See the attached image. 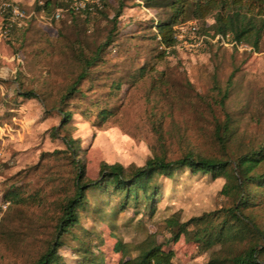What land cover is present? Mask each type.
Instances as JSON below:
<instances>
[{"label": "rangeland", "instance_id": "374dc122", "mask_svg": "<svg viewBox=\"0 0 264 264\" xmlns=\"http://www.w3.org/2000/svg\"><path fill=\"white\" fill-rule=\"evenodd\" d=\"M46 1L49 14L41 9ZM58 2L0 0V198L8 202L0 212V264H33L45 250L73 192L72 158L85 179L95 180L102 162L139 167L155 156L174 161L187 154L233 159L264 140V45L258 52L224 46L204 35L208 19L175 26L176 45L165 49L154 29L164 11L142 0H91L89 9L76 11L73 0L61 8ZM98 48L79 92L64 98L80 73V56ZM66 110L71 118L63 120ZM68 139L78 142L76 156ZM160 182L161 195L147 209L120 208V197L100 190L90 196L78 227L62 237L65 263L81 264L76 249L89 244L100 264H116L123 257L117 242L133 257L149 236L173 250L172 264H206L214 248L227 255L244 249L240 242L201 249L191 233L172 241L165 228L174 214L186 222L229 206L219 193L223 178L180 169Z\"/></svg>", "mask_w": 264, "mask_h": 264}, {"label": "trees", "instance_id": "16d2710c", "mask_svg": "<svg viewBox=\"0 0 264 264\" xmlns=\"http://www.w3.org/2000/svg\"><path fill=\"white\" fill-rule=\"evenodd\" d=\"M57 8H61L71 0H57ZM148 7L164 11L163 19L156 22L154 29L158 43L165 49L176 45L174 27L190 21L202 22L206 25L208 19L212 24L205 27V34L229 35L236 44L249 46L253 51H260L264 45V0H142ZM66 4H63V3ZM123 5L113 17L114 24L121 14ZM47 14L51 11L50 1L41 7ZM86 13V12H85ZM210 30V32H207ZM112 35L107 36L108 45ZM98 48L87 58L80 56V73L65 93L69 95L79 92L77 84L87 78L88 69L98 60ZM23 95L29 97L30 94ZM106 112L98 113V118H105ZM63 120L71 118V111L61 113ZM64 126V125H63ZM226 131V127L224 128ZM221 145L225 139L218 138ZM78 142L67 140L70 154L78 149ZM77 159L72 158L76 175L73 182V192L61 204V214L55 224V234L48 242L45 250L33 264H66L59 254L62 247V237L72 234L78 227L79 213L88 205V198L96 192L109 198L120 197L119 207L138 208L141 205L150 208L161 195V178L171 179L180 169H187L191 174H209L211 178H223L224 184L219 193L229 199L230 205L218 210L192 217L186 222H180L177 214L164 220L165 228L172 241H177L183 234L191 233L192 238L202 249L210 250L216 246L240 242L244 249L236 255L223 254L213 250V255L206 264H264V140L255 148L239 154L233 159L228 157L209 158L187 154L174 161H166L155 156L145 161L142 166L124 167L119 163L99 165L98 177L88 180L84 177V167H77ZM85 192H89L86 196ZM109 198L106 202H109ZM196 227L188 232V227ZM76 239V236H73ZM201 243V244H200ZM76 249V248H75ZM122 253L116 264H172L174 252L163 249L153 236L147 237L135 246V256H129L126 244L121 241L115 246ZM81 264H100V259L91 251L90 245L76 249Z\"/></svg>", "mask_w": 264, "mask_h": 264}, {"label": "built area", "instance_id": "2783aa9c", "mask_svg": "<svg viewBox=\"0 0 264 264\" xmlns=\"http://www.w3.org/2000/svg\"><path fill=\"white\" fill-rule=\"evenodd\" d=\"M91 0H73V3H72V6H71V9L72 10H85V9H89L88 7V4ZM98 3V2H96ZM99 5V4H98ZM3 7L4 9L6 8H9L10 7V12L12 14V17L15 18V17H22L21 13H19L18 9L17 8H13L12 6H10L9 4H3ZM91 10V8H90ZM61 16L60 12L59 11H56L55 14H54V18L55 19H59ZM216 41H219L220 44L224 45V46H227V45H236L237 44L231 40L230 36L229 35H226V36H222V35H216L214 36ZM245 47V45H243ZM8 206V202L4 201V199H1L0 198V212L1 211H4Z\"/></svg>", "mask_w": 264, "mask_h": 264}]
</instances>
